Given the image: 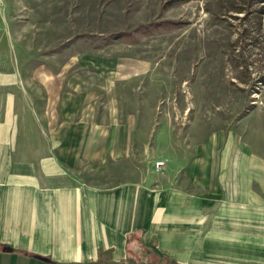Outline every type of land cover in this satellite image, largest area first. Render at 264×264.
<instances>
[{
  "label": "rangeland",
  "instance_id": "374dc122",
  "mask_svg": "<svg viewBox=\"0 0 264 264\" xmlns=\"http://www.w3.org/2000/svg\"><path fill=\"white\" fill-rule=\"evenodd\" d=\"M10 54L51 125L46 102L69 84L84 120L134 125L127 161L86 182L182 165L217 133L218 154L264 177V0H0V66ZM85 92L101 94L87 109Z\"/></svg>",
  "mask_w": 264,
  "mask_h": 264
},
{
  "label": "crops",
  "instance_id": "0c3cea01",
  "mask_svg": "<svg viewBox=\"0 0 264 264\" xmlns=\"http://www.w3.org/2000/svg\"><path fill=\"white\" fill-rule=\"evenodd\" d=\"M29 89L10 54L0 66V264H264V177L238 150L218 154L224 135L136 182H86L82 172L127 161L134 125L84 120L74 84L47 100L51 125ZM100 93L85 92L84 106Z\"/></svg>",
  "mask_w": 264,
  "mask_h": 264
},
{
  "label": "built area",
  "instance_id": "2783aa9c",
  "mask_svg": "<svg viewBox=\"0 0 264 264\" xmlns=\"http://www.w3.org/2000/svg\"><path fill=\"white\" fill-rule=\"evenodd\" d=\"M166 165V161L165 160H160V161H155L153 163V169L157 172L160 171V169L164 168Z\"/></svg>",
  "mask_w": 264,
  "mask_h": 264
}]
</instances>
